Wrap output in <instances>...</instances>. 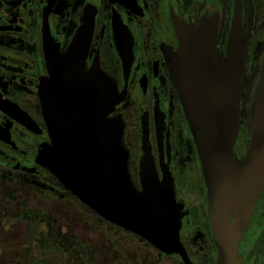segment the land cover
<instances>
[{"label": "flooded vegetation", "instance_id": "1", "mask_svg": "<svg viewBox=\"0 0 264 264\" xmlns=\"http://www.w3.org/2000/svg\"><path fill=\"white\" fill-rule=\"evenodd\" d=\"M185 29L206 32L217 64L223 61L232 34L242 45L232 147L238 164L264 86V0H0V215H5L9 227L15 224L16 212L10 205L16 183L35 186L57 199L61 193L69 194L81 202L39 160L51 144L40 98L50 96L41 91L51 80L50 69L61 67L58 61L76 45L73 65L93 82L99 74L98 83L109 84L119 97L105 118L119 126L132 185L140 190L146 173L169 186L179 209L178 235L189 262L218 264L207 186L171 71ZM143 124L148 134L146 152ZM87 209L101 223L122 231L125 239L146 246L158 261L168 257L186 264L179 253L165 252ZM86 245L88 257L95 261L92 246ZM76 248L77 243L72 253ZM236 251L239 264H264V186ZM7 252L9 261H15L14 242L8 241Z\"/></svg>", "mask_w": 264, "mask_h": 264}, {"label": "water", "instance_id": "2", "mask_svg": "<svg viewBox=\"0 0 264 264\" xmlns=\"http://www.w3.org/2000/svg\"><path fill=\"white\" fill-rule=\"evenodd\" d=\"M171 66L207 186L208 218L218 249V264H239L236 244L264 186V86L257 99L250 139L242 161L232 147L237 129V100L243 48L229 38L223 61L214 60L205 31L182 30ZM76 45L50 69L42 88L43 114L51 138L39 160L82 203L103 219L128 229L165 252L191 264L180 242L179 209L169 186L141 177L136 190L126 171L120 130L106 114L118 102L113 87L93 82L74 66ZM57 95V97H51ZM143 150L148 134L143 124Z\"/></svg>", "mask_w": 264, "mask_h": 264}, {"label": "rangeland", "instance_id": "3", "mask_svg": "<svg viewBox=\"0 0 264 264\" xmlns=\"http://www.w3.org/2000/svg\"><path fill=\"white\" fill-rule=\"evenodd\" d=\"M56 188L60 187L55 185ZM3 193L0 189V195ZM57 199L54 195L41 191L35 186L16 183L14 200L10 207L16 212L21 205L29 208H40L47 213L48 218L61 222L68 232L81 243H89L95 252V261L98 264H125L126 259L130 264H178L174 259L165 257L158 261L156 255L150 252L146 246H138L132 238H126L119 229H111L101 223L98 216L86 208L84 204L74 201L71 196L61 193ZM49 196V197H48ZM0 240L5 243L4 253L0 255V264H30L32 259L28 257V245L25 226L16 221L13 226H8L5 215H0ZM110 240H112L110 242ZM12 241L15 244V261L10 262L7 256V244ZM120 250V252H116ZM123 249V250H122ZM124 251V252H123ZM121 255H120V254ZM123 255V256H122ZM125 255V256H124ZM3 258V260H1ZM141 262V263H140ZM180 264V263H179Z\"/></svg>", "mask_w": 264, "mask_h": 264}, {"label": "trees", "instance_id": "4", "mask_svg": "<svg viewBox=\"0 0 264 264\" xmlns=\"http://www.w3.org/2000/svg\"><path fill=\"white\" fill-rule=\"evenodd\" d=\"M21 206L15 220L25 226L30 264H98L88 257L87 245L70 234L61 222L48 218L40 208ZM76 243L74 254L72 246Z\"/></svg>", "mask_w": 264, "mask_h": 264}]
</instances>
